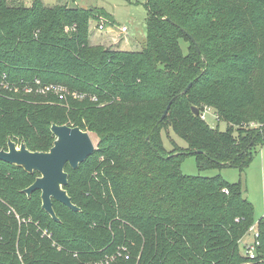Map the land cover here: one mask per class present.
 Here are the masks:
<instances>
[{
  "label": "trees",
  "instance_id": "obj_1",
  "mask_svg": "<svg viewBox=\"0 0 264 264\" xmlns=\"http://www.w3.org/2000/svg\"><path fill=\"white\" fill-rule=\"evenodd\" d=\"M144 6L142 49L128 52L91 43L103 9L0 0V150L12 139L48 152L55 124L98 140L76 170L66 166L81 211L54 202L60 222L41 192L22 193L38 174L0 161V264H264V218L255 259L241 249L255 223L242 184L181 171L187 156L201 171H243L264 146V0ZM50 85L82 98L41 92ZM170 131L188 147L167 151Z\"/></svg>",
  "mask_w": 264,
  "mask_h": 264
},
{
  "label": "rangeland",
  "instance_id": "obj_2",
  "mask_svg": "<svg viewBox=\"0 0 264 264\" xmlns=\"http://www.w3.org/2000/svg\"><path fill=\"white\" fill-rule=\"evenodd\" d=\"M30 6L32 0H18ZM48 7L65 5L68 7L79 8H98L103 9L108 17L100 15L96 21L90 24V40L94 45L111 48L121 51H141L142 43L146 37V19L148 16L144 6L145 0H43ZM105 25L103 31H96L100 25ZM125 26L128 34H120L119 28ZM184 53L187 52V44L181 42ZM203 118L213 128L218 125L220 131H225L227 125L218 121L214 110L206 108ZM168 135V136H167ZM163 132V143L167 151L174 149L176 143L179 148L186 149L188 144L179 138L173 131L168 134ZM90 136L97 146L98 140L95 134ZM181 171L188 176L213 177L222 175L230 183H241L244 190V197L253 204L255 223L252 230L243 239V243L250 244L254 241V234L258 231L259 221L264 218V146L255 147L252 152L249 166L241 171L236 168L224 167L222 169L199 170L195 156H187L182 160ZM245 254V249L241 248Z\"/></svg>",
  "mask_w": 264,
  "mask_h": 264
},
{
  "label": "water",
  "instance_id": "obj_3",
  "mask_svg": "<svg viewBox=\"0 0 264 264\" xmlns=\"http://www.w3.org/2000/svg\"><path fill=\"white\" fill-rule=\"evenodd\" d=\"M191 86L192 83L184 90L185 94ZM171 103L165 110L162 119L167 115ZM192 111L195 115L199 114V110L195 107L192 108ZM51 130L55 141L48 152H32L27 149L24 143L18 145L9 139L7 149L0 150V161L22 168L29 174H38L34 183L24 189L22 193L31 198L34 192H41L42 210L54 221L60 222L54 209V202L66 206L71 211H81L72 202V198L65 189L69 183L66 166L76 170L94 154L97 146H95L90 133L79 127L55 124Z\"/></svg>",
  "mask_w": 264,
  "mask_h": 264
},
{
  "label": "built area",
  "instance_id": "obj_4",
  "mask_svg": "<svg viewBox=\"0 0 264 264\" xmlns=\"http://www.w3.org/2000/svg\"><path fill=\"white\" fill-rule=\"evenodd\" d=\"M104 28H105V25H102L101 24L99 26V28H97L96 31H98V32L103 31ZM72 29H74V28L67 27L66 28V31L69 32ZM119 33L120 34L127 35L128 34V29L125 26L120 27L119 28ZM36 84H40V82L39 81H36ZM51 91L54 92L58 96V98L60 100H64L66 98V96L68 94H70V93L73 96V98H75V99L82 98V96L79 95L78 93H76V92H69L66 88H64L62 86H53V85H50V86H44L41 89V92L42 93H47V92H51ZM92 100L93 101H96L97 99L96 98H92ZM252 228L250 230H252ZM45 234H47V232H45ZM258 245H259V233H258V231H256L255 234H254V241L252 243H250V244H246V248H245V252H246L247 256L251 260H254L255 259V251H256V248H257Z\"/></svg>",
  "mask_w": 264,
  "mask_h": 264
}]
</instances>
